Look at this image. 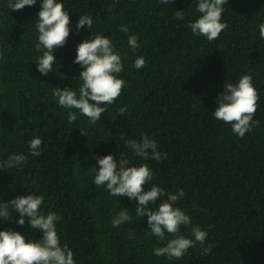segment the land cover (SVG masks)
Here are the masks:
<instances>
[{
	"label": "trees",
	"instance_id": "obj_1",
	"mask_svg": "<svg viewBox=\"0 0 264 264\" xmlns=\"http://www.w3.org/2000/svg\"><path fill=\"white\" fill-rule=\"evenodd\" d=\"M64 3L73 24L80 15H92L94 32L115 41L126 57L121 76L127 86L95 125L79 116L69 124L67 112L52 98L53 87L77 86L76 46L90 30H74L56 50L59 72L42 76L34 63L41 54L34 32L40 4L11 11L7 0H0V160L13 152L27 155L34 134L43 138L39 157L29 156L21 169H0V197L10 201L28 192L43 194L45 211L62 216L57 226L62 243L74 251L78 264H264V40L258 31L264 0H230L223 13L227 28L212 42L186 26L199 15L193 0ZM176 10L185 11V21L174 18ZM121 25L139 35L136 52L128 48ZM138 56L146 59L139 71L132 67ZM244 74H251L259 93L255 119L260 124L239 138L212 111L223 85ZM125 106L124 115L117 116ZM142 134L154 138L167 158H132L120 137ZM124 152L133 164L148 163L162 187L184 189L179 206L193 224L208 230L205 245L190 248L179 260L153 255L164 245L148 232L147 218L135 216V203L113 198L92 183L98 157L118 159ZM123 208L133 222L113 227L112 217ZM3 229L41 236L12 220H0ZM182 234L190 229L182 228ZM209 243L213 247L206 253Z\"/></svg>",
	"mask_w": 264,
	"mask_h": 264
},
{
	"label": "clouds",
	"instance_id": "obj_2",
	"mask_svg": "<svg viewBox=\"0 0 264 264\" xmlns=\"http://www.w3.org/2000/svg\"><path fill=\"white\" fill-rule=\"evenodd\" d=\"M161 5L171 4L173 0H158ZM230 0H193L195 11L199 14L187 22L186 26L196 37H204L212 42L219 38L227 24L223 21L224 6ZM40 4V10L34 22L37 43L36 51L41 53L35 58L37 71L42 76L59 72V61L56 50L67 44L70 34L75 30H90V36L78 43L73 63L81 68L74 88L53 87L52 98L57 106L67 112V122L73 124L79 117H86L95 125L107 112L108 107L126 88L121 74L125 71L124 59L116 50L113 39L94 32L92 15H80L73 24L69 9L64 0H7V8L20 11L26 6ZM185 11L176 10L174 18L185 21ZM119 31L127 36V46L132 52L140 47L138 34H130L127 25H121ZM259 38L264 40V23L258 27ZM4 59L0 52V60ZM146 65V59L138 56L132 67L136 70ZM63 77V74L60 73ZM75 79V78H74ZM259 93L254 86L251 74L242 75L235 83L223 85V91L216 99V108L212 116L218 121L230 124L233 134L244 138L247 133L259 126L255 119L258 109ZM127 107L118 109L117 116H123ZM116 117H113L115 119ZM87 136L86 131L82 130ZM123 147L132 158L139 161L167 158V153L159 150V144L147 134L138 138L120 137ZM120 142V141H118ZM28 153L13 152L6 159L0 160V169H21L28 162L29 156L39 157L42 154L43 138L34 134L27 142ZM92 183L104 188L113 198L127 197L135 203V216L147 224L152 236L164 246L156 247L153 255L166 257L168 260H179L190 248L205 245L208 230L193 224L190 214L179 206L186 196L183 188L175 191L162 187L156 181V173L148 163L133 164L124 152L117 159L113 154L97 158V167H93ZM145 185H151L145 190ZM18 216V218H17ZM62 216L57 212L45 211V196L36 192L16 196L10 201L0 197V220H12L20 227L26 223L34 232L41 233L39 239L32 238L14 229L0 230V264H78L74 251L68 244L62 243L58 224ZM133 216L129 209L123 208L111 220L113 227L130 224ZM183 229H190L189 235L182 234ZM171 237V238H169ZM213 245L204 247L211 252Z\"/></svg>",
	"mask_w": 264,
	"mask_h": 264
}]
</instances>
